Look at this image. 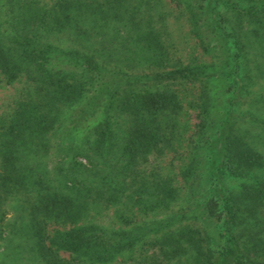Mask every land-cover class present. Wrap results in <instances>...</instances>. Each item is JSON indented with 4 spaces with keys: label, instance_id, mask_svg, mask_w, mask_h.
Segmentation results:
<instances>
[{
    "label": "trees",
    "instance_id": "obj_1",
    "mask_svg": "<svg viewBox=\"0 0 264 264\" xmlns=\"http://www.w3.org/2000/svg\"><path fill=\"white\" fill-rule=\"evenodd\" d=\"M248 56L264 0H0V264H264Z\"/></svg>",
    "mask_w": 264,
    "mask_h": 264
},
{
    "label": "rangeland",
    "instance_id": "obj_2",
    "mask_svg": "<svg viewBox=\"0 0 264 264\" xmlns=\"http://www.w3.org/2000/svg\"><path fill=\"white\" fill-rule=\"evenodd\" d=\"M179 33L181 35L180 38H178V41H182V45L184 44L183 41L186 42L188 47H190V44L192 43V38L186 31V29L182 28L180 26ZM187 48V46L185 47ZM249 57V65L251 66L250 77L248 80L244 83V97H246L248 100L252 99L253 101L247 102V103H240V109H244L246 112H254L255 114H258L260 116L264 117V102L260 99H256V96L258 97V94H261L264 96V81L263 78L257 75L256 69L254 67V63L259 60L254 58L253 56ZM256 59V60H255ZM210 91L215 94L214 101V107L212 108L213 114L215 117L219 118L220 114L223 112L224 109V98L229 94L230 89L233 87L230 80H227L224 77H218L211 80L210 83ZM232 90V89H231ZM10 91V88L8 86L6 87H0V102L4 99H6V96L8 95ZM197 92H199V88H193L192 90H189L185 98H190L193 95L197 96ZM188 96V97H187ZM245 98V99H246ZM183 120H186L188 127L190 128L193 126V123L197 121V118L195 117V108L188 105V103H185L184 106V112H183ZM169 152L167 155H165V162H167L170 158ZM9 215V213H7Z\"/></svg>",
    "mask_w": 264,
    "mask_h": 264
}]
</instances>
